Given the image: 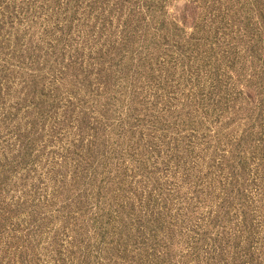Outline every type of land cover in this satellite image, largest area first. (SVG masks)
Listing matches in <instances>:
<instances>
[{"label":"rangeland","instance_id":"1","mask_svg":"<svg viewBox=\"0 0 264 264\" xmlns=\"http://www.w3.org/2000/svg\"><path fill=\"white\" fill-rule=\"evenodd\" d=\"M0 264H264V0H0Z\"/></svg>","mask_w":264,"mask_h":264}]
</instances>
